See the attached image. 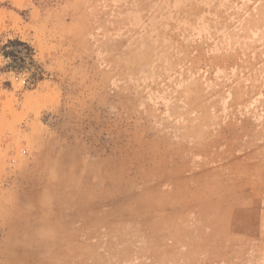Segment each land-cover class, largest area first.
Instances as JSON below:
<instances>
[{"label":"rangeland","instance_id":"rangeland-1","mask_svg":"<svg viewBox=\"0 0 264 264\" xmlns=\"http://www.w3.org/2000/svg\"><path fill=\"white\" fill-rule=\"evenodd\" d=\"M0 264H264V0H0Z\"/></svg>","mask_w":264,"mask_h":264},{"label":"trees","instance_id":"trees-1","mask_svg":"<svg viewBox=\"0 0 264 264\" xmlns=\"http://www.w3.org/2000/svg\"><path fill=\"white\" fill-rule=\"evenodd\" d=\"M0 56L7 62L5 68L14 72L26 71L33 85L41 81L43 71L35 60L33 48L18 37L0 44Z\"/></svg>","mask_w":264,"mask_h":264}]
</instances>
